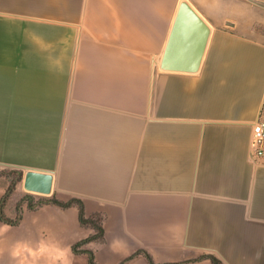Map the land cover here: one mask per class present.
Returning a JSON list of instances; mask_svg holds the SVG:
<instances>
[{"label":"crops","instance_id":"1","mask_svg":"<svg viewBox=\"0 0 264 264\" xmlns=\"http://www.w3.org/2000/svg\"><path fill=\"white\" fill-rule=\"evenodd\" d=\"M246 2L0 0V169L24 172L0 264H264V35L239 30ZM27 194L83 200L104 240L75 253L96 234L79 207Z\"/></svg>","mask_w":264,"mask_h":264},{"label":"trees","instance_id":"2","mask_svg":"<svg viewBox=\"0 0 264 264\" xmlns=\"http://www.w3.org/2000/svg\"><path fill=\"white\" fill-rule=\"evenodd\" d=\"M1 176H6L9 179H11V185L7 191V194L4 196V198L2 199L1 204H0V219L5 223L11 224V225H17V224H19L20 218L9 219L5 213V205L9 199V197L11 196V194L14 192V190L16 188V184L23 179L24 173H23V171H20V170L3 171V172H1ZM45 203H54V204H57V205L62 206V207H70V206H74V205L78 206L80 209L81 223L85 226H91L96 230V234L94 236H92L86 240H83V241L77 243L76 245H74L73 250L75 253L83 252L82 246H84L85 244H87L91 240H101V241L104 240V237H105V230H104V225H103L104 217L100 214H93L90 217H86V205H85L83 200L76 198V197H73V198L69 199L68 201H60L56 198H53V199L47 200L45 202L39 203L38 206L45 204ZM21 205L22 204H20V206ZM35 207H36L35 204L31 203L29 205V208H31V209L35 208ZM88 253L90 256V263L91 264H98L95 260L94 252L88 251ZM145 254L149 258L151 263L155 264L153 262L151 255L147 252ZM205 257L212 259L215 264H223L217 257H215L213 255H207Z\"/></svg>","mask_w":264,"mask_h":264},{"label":"rangeland","instance_id":"3","mask_svg":"<svg viewBox=\"0 0 264 264\" xmlns=\"http://www.w3.org/2000/svg\"><path fill=\"white\" fill-rule=\"evenodd\" d=\"M245 10H246L245 16L243 17L242 21L238 23L239 30L247 34H253V35L263 34L264 35V24L256 21V19H258L260 16L264 18V4L262 6H258V4L254 0H247ZM3 171H11V170L10 169H0V176H1V172ZM21 181L16 184V187L17 185L21 183ZM47 200H50V199L36 200L34 196L27 194L23 196L21 200V204L30 205L32 203V204H35L37 207L39 203L45 202Z\"/></svg>","mask_w":264,"mask_h":264},{"label":"built area","instance_id":"4","mask_svg":"<svg viewBox=\"0 0 264 264\" xmlns=\"http://www.w3.org/2000/svg\"><path fill=\"white\" fill-rule=\"evenodd\" d=\"M264 157V117L255 123L251 139V158L253 161H262Z\"/></svg>","mask_w":264,"mask_h":264}]
</instances>
